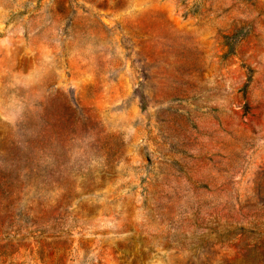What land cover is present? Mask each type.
<instances>
[{
  "label": "rangeland",
  "instance_id": "374dc122",
  "mask_svg": "<svg viewBox=\"0 0 264 264\" xmlns=\"http://www.w3.org/2000/svg\"><path fill=\"white\" fill-rule=\"evenodd\" d=\"M0 264H264V0H0Z\"/></svg>",
  "mask_w": 264,
  "mask_h": 264
}]
</instances>
